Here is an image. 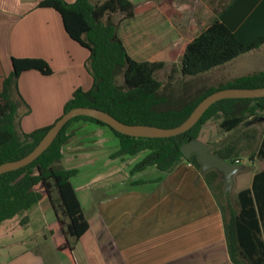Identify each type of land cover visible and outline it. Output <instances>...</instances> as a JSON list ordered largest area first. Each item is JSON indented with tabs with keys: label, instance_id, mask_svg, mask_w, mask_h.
Here are the masks:
<instances>
[{
	"label": "trees",
	"instance_id": "1",
	"mask_svg": "<svg viewBox=\"0 0 264 264\" xmlns=\"http://www.w3.org/2000/svg\"><path fill=\"white\" fill-rule=\"evenodd\" d=\"M235 1L229 0L217 12L212 23L187 44L181 64L183 77L194 78L212 72L264 45V33L246 43L219 19ZM38 7L56 10L69 37L89 51L86 68L93 85L87 91L77 88L66 103L63 115L74 108L90 107L105 111L129 125L175 128L189 118L204 98L216 91L264 87L262 70L229 79L216 88L207 89L197 101L182 104L181 100H189V97L174 100L171 96H162L163 83L156 78V73L164 68L165 63L134 59L118 34L120 23L136 16L135 4L131 0H103L95 3L94 0H75L74 3L40 0ZM117 15L123 17L119 22L114 20ZM12 66L13 71L7 76L4 90L0 93V165L29 155L63 116L50 126L25 133L21 128V118L29 115L31 108L19 92V78L26 71H38L45 76L52 75L53 71L43 59L12 58ZM120 75L123 76V87L117 82ZM238 105L240 110L237 109ZM165 106L172 108H160ZM244 107H248V111ZM246 112L259 117L257 112H264V97L219 101L195 127L176 137L135 138L110 128L119 140V148L113 158L145 154L132 168V175L151 167L162 173H171L183 162L202 172L197 155L186 160L181 147L191 140L199 139L203 126L220 116H223L221 128L228 133L233 132L245 123ZM77 122L107 127L96 119L77 117L63 128L53 145L35 162L0 176V225L47 199L55 213V224L62 232L60 236L63 240L57 245L58 251L70 253L76 250L78 242L90 230V222L71 182L79 171L57 167L63 158V149L73 135L69 130ZM244 143L246 145L243 146L250 150L254 146L256 148L249 158L250 162L264 160V131L259 135L253 130L245 132L213 151L230 163H241ZM203 176L222 210L228 215L225 231L232 262L264 264V170L255 174L252 188L238 193L236 200H232L225 192L221 173L211 170L203 173ZM38 187H41V191ZM222 199L226 202L225 206Z\"/></svg>",
	"mask_w": 264,
	"mask_h": 264
},
{
	"label": "rangeland",
	"instance_id": "2",
	"mask_svg": "<svg viewBox=\"0 0 264 264\" xmlns=\"http://www.w3.org/2000/svg\"><path fill=\"white\" fill-rule=\"evenodd\" d=\"M102 1L94 0V3ZM132 1L135 4L136 16L131 22L125 21L123 26L124 21L120 23L121 36L136 60L165 63L164 68L156 73V78L163 83L162 96H171L174 100L189 97V100H181L180 103L191 104L209 88H216L229 79L264 70L263 45L259 50L241 56L212 72L194 78L182 76L181 64L187 44L212 23L217 17V12L221 11L229 0ZM122 18L117 15L114 20L119 22ZM117 82L124 86L122 75L117 78ZM248 107L243 109L248 111ZM237 109L240 110L239 105ZM257 113L259 117L246 112L245 123L229 133L221 128L223 116L212 119L203 126L199 138L213 149H219L245 132L253 130L259 135L264 131V112ZM69 133L73 135L64 147L63 158L57 167L79 171L71 182L90 222V231L78 242L74 252L58 251L57 245L63 240L60 236L62 232L55 224L56 217L49 200L45 199L30 211L0 225L2 264H6L15 256L18 264H121V261L126 259V250L125 253L123 250L126 248L129 232V237H142V243L149 239L150 252H158L163 248L162 256H165L181 234L179 230L169 234L164 231L182 215L186 218L179 223L187 226V234L192 233L190 229L194 227L189 225L191 221L187 216L194 207L184 202L187 200L182 199V203H178L181 199H174L175 202L173 201L167 211H173L176 204L178 207L175 209V216H170L169 212L165 214V219L153 218L154 212L160 211L161 205L158 201L149 202L150 195L157 191L159 195H163L166 188L155 183L159 181V175L162 173L154 167L136 175L131 174L135 163L141 161L145 154L134 158L114 159L113 154L119 148V140L108 126L77 122L71 126ZM243 145L246 144H242L240 160L247 169L240 174L247 175L253 173L256 168H264V160L256 159V162L252 163L249 161L252 153L256 151L255 146L250 150ZM221 179L224 181L223 176ZM141 180L147 181L148 184L141 185ZM38 190L41 191V187H38ZM175 191L183 198L190 194L185 188L180 191L182 193L177 189ZM236 191L233 188L228 192L232 200L235 199ZM222 204H226L224 199ZM163 240L166 244L162 243Z\"/></svg>",
	"mask_w": 264,
	"mask_h": 264
},
{
	"label": "crops",
	"instance_id": "3",
	"mask_svg": "<svg viewBox=\"0 0 264 264\" xmlns=\"http://www.w3.org/2000/svg\"><path fill=\"white\" fill-rule=\"evenodd\" d=\"M39 2L40 0H0V93L4 90L7 76L13 71L12 58L43 59L53 71L49 76L38 71H26L19 78V92L31 108V113L21 118V128L25 133L52 125L63 115L66 103L77 88L87 91L93 85L88 70L86 73L89 51L69 37L56 10L39 8ZM134 19L135 17L125 21L131 22ZM220 20L248 43L264 33V0H236L221 15ZM122 26H119V36L134 58L121 36ZM246 169L244 166V170ZM262 170L264 168H256L253 173L244 175L240 174V171L235 175L233 188L237 191L234 200L238 193L252 188L255 174ZM159 176V181L155 183L165 186L166 193L159 195L157 191L150 195L149 202L158 201L161 205L160 211H155L153 218L165 219V214L169 212L170 216H175L178 206L174 204L173 211H167L168 207L175 202L176 197L181 199L178 203H182V199L187 200L184 202L194 207L187 216L191 221L189 225L194 227L190 229L192 233L187 234V226L179 223L185 215L179 216L180 219L170 224L164 233L179 230L181 236L175 245L169 248L167 254L162 256L163 248L158 252H150L149 239L142 243V237H129V232L126 248L122 249L123 252L126 250V259L121 261V264H234L225 231L228 215L222 210L214 192L205 181L203 172L185 162L173 172ZM139 183L148 184L145 180ZM182 188L190 191L187 198L175 193V189L180 192ZM162 243L166 244V241L163 240ZM16 257L6 264H18Z\"/></svg>",
	"mask_w": 264,
	"mask_h": 264
},
{
	"label": "water",
	"instance_id": "4",
	"mask_svg": "<svg viewBox=\"0 0 264 264\" xmlns=\"http://www.w3.org/2000/svg\"><path fill=\"white\" fill-rule=\"evenodd\" d=\"M264 97V87L256 89L229 88L212 93L204 98L191 113L189 118L180 126L175 128H161L149 125H129L116 119L111 114L90 107H79L64 114L48 131L38 146L26 157L0 165V176L22 169L35 162L44 152H46L60 135L63 128L73 119L85 116L96 119L109 128L121 134L135 138H171L184 134L195 127L205 113L216 103L226 99H256ZM182 154L186 160H190L193 155H197L202 165V172L206 173L216 170L221 173L225 181V192L232 191L234 187V177L244 170L243 164L230 163L214 153L213 147L203 143L200 139L191 140L181 147Z\"/></svg>",
	"mask_w": 264,
	"mask_h": 264
},
{
	"label": "clouds",
	"instance_id": "5",
	"mask_svg": "<svg viewBox=\"0 0 264 264\" xmlns=\"http://www.w3.org/2000/svg\"><path fill=\"white\" fill-rule=\"evenodd\" d=\"M237 163H240V162H237ZM241 164V163H240Z\"/></svg>",
	"mask_w": 264,
	"mask_h": 264
}]
</instances>
